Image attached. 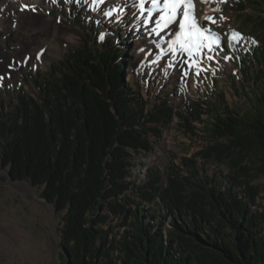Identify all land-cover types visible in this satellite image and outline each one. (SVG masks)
Returning a JSON list of instances; mask_svg holds the SVG:
<instances>
[{"label":"trees","instance_id":"16d2710c","mask_svg":"<svg viewBox=\"0 0 264 264\" xmlns=\"http://www.w3.org/2000/svg\"><path fill=\"white\" fill-rule=\"evenodd\" d=\"M233 1L262 38L239 54V67H260L245 108L222 93L206 108L167 97L150 111L127 81V39L99 43L96 32L30 75L36 96L0 102V170L49 201L73 264H264L263 189L252 184L264 176V0ZM174 117L192 136L203 124L207 145L139 179L138 157L155 153ZM198 160L231 173L210 176Z\"/></svg>","mask_w":264,"mask_h":264},{"label":"rangeland","instance_id":"374dc122","mask_svg":"<svg viewBox=\"0 0 264 264\" xmlns=\"http://www.w3.org/2000/svg\"><path fill=\"white\" fill-rule=\"evenodd\" d=\"M33 3L38 5L33 9L38 12L34 15L27 10L34 7ZM233 3V0H192L196 21L202 28L215 33L219 42L216 43L218 52L217 48L213 53L206 47L199 56L189 57L188 53L177 52L170 45L166 47L168 56L156 48L155 43L160 42L164 34L159 29L153 31L157 29L161 9L152 1L143 3L144 11L139 8L138 14L137 10L132 12L129 20L133 35L129 23L127 26L124 24L127 21L122 19L123 5L131 4L129 0H0V102L12 103L23 91L36 96L30 75L48 73L52 63L58 64L65 59L59 55L60 48L64 54H70L84 45L86 36L94 38L96 32L104 37L99 43L116 40L121 44L127 39L124 44L130 51L127 81L140 92L150 111L167 96L175 108L183 111H186V104L198 103L206 108L209 102L219 100L222 93L231 107L245 108V94L249 93L252 82L248 78L259 75L260 67L253 62L239 67V54L244 57L253 41L262 38L239 16L240 12L232 9ZM25 8L27 14L19 10ZM205 16L211 17L215 23ZM22 20L25 22L19 26ZM170 27H175V31L178 23ZM233 31L241 34L242 39L238 42L230 41ZM89 42L92 46V39ZM44 54H47L46 58ZM175 54L177 58H183L180 62L174 57L180 62L175 69L169 67L167 71L164 68L167 60L159 65V56L166 58ZM225 56L231 59L225 60ZM183 67L189 70L184 72ZM197 71L199 75H196ZM180 123L181 120L174 117L170 127L163 130L155 153L138 157V162L145 167H137L134 175L143 179L146 166H159L164 170L171 161L182 163L185 158H195L205 148L206 141L199 138L206 137L203 124L196 122L200 135L197 137L187 134ZM198 163L210 176L231 173L225 165L203 160ZM20 183L24 182H12L7 172L0 170V264H65L60 250L61 218L52 206L54 213L47 205L36 201L29 191L18 185ZM252 184L263 189V197L264 176L253 180ZM39 199L44 201L41 197ZM117 223L114 222L119 226L116 231L120 233L123 229Z\"/></svg>","mask_w":264,"mask_h":264},{"label":"snow or ice","instance_id":"6c2138e0","mask_svg":"<svg viewBox=\"0 0 264 264\" xmlns=\"http://www.w3.org/2000/svg\"><path fill=\"white\" fill-rule=\"evenodd\" d=\"M202 2H208V0H202ZM152 3L161 9V15L156 25L158 29L162 31L169 28L170 25L178 23L179 31L174 33L175 39L170 43V48L173 50H175L173 46L179 44L180 49L187 52L189 57H193L194 54L199 56L204 48L207 47L211 51L212 44L219 42V37L215 33H211L206 27L202 28L196 22L192 0H152ZM106 15H111V13H106ZM178 16L180 17L179 21ZM205 19L215 23L211 17L205 16ZM155 30L153 29V31ZM103 38V34H101L100 39L103 40ZM240 39H242L241 34L233 31L230 41L238 42ZM207 59H212V57H207ZM224 59L228 60L231 57L225 56ZM203 70L200 69V71ZM196 75H199V71L196 72Z\"/></svg>","mask_w":264,"mask_h":264},{"label":"bare ground","instance_id":"6f19581e","mask_svg":"<svg viewBox=\"0 0 264 264\" xmlns=\"http://www.w3.org/2000/svg\"><path fill=\"white\" fill-rule=\"evenodd\" d=\"M148 3H151V2H148ZM153 4V3H152ZM1 8V7H0ZM152 8V7H151ZM154 8H156V7H154ZM160 8V7H159ZM153 9V8H152ZM24 14H27L26 12H24ZM34 15V14H33ZM31 16V15H30ZM38 21V20H37ZM50 21V20H49ZM23 22H25L24 20H22L20 23H19V26L20 25H22L23 24ZM35 22V21H34ZM39 22V21H38ZM41 23H44V22H41ZM152 23V22H151ZM155 24V23H154ZM153 25V24H152ZM25 26V25H24ZM37 27V26H36ZM23 28V27H22ZM25 28V27H24ZM150 28H151V26H150ZM157 28V27H156ZM175 28V27H174ZM174 28H171L170 26H169V28H167V29H165V30H162L163 31V34H164V36H163V38H162V40L160 41V42H156L155 44H156V48L158 49V51L159 52H161V53H163V55L164 56H166L167 55V49H166V47L168 46V45H170V43H171V41L172 40H174L175 39V35H174V33L176 32V31H179V27H177L176 28V30L175 31H173V29ZM156 30H158V28L156 29ZM160 30V29H159ZM161 31V30H160ZM148 34L150 35V31H148ZM140 37L142 38V36L140 35ZM168 39V42L165 40V39ZM73 39H75V38H73ZM156 39H154V40H152L151 42H150V44L152 45L153 44V42L155 41ZM174 47V49L175 50H177V52L178 51H180V52H184V51H182L181 49H180V46H179V44H176V45H174L173 46ZM59 55L60 56H64L63 54H64V50H63V48H60L59 49ZM167 52V53H166ZM176 52V53H177ZM56 53V52H55ZM185 53H187V52H185ZM50 54H51V52H50ZM183 54V53H182ZM45 55V54H44ZM163 55H161V56H159V65H160V63H164L165 62V60H167L168 61V63H164V68H166V70L168 71V68L170 67L171 69H175L178 65H179V63L182 61L181 59H183L182 57L180 58H177L178 57V55H173L172 57H166V58H164V56ZM163 56V57H162ZM168 56V55H167ZM177 56V57H176ZM47 57V54L45 55V58ZM174 57H176L179 61H177ZM158 63V62H157ZM173 64V65H172ZM163 68V69H164ZM187 69L189 70V68L188 67H183V70H184V72L185 71H187ZM195 71V70H194ZM18 185H21V187H23V188H25L27 191H29L30 193H31V195L34 197V199L36 200V201H38L39 203H41V204H43V205H47L48 207H49V210L52 212V213H54V211H53V209H52V207L51 206H49L45 201H41L39 198V194L35 191V189H33L28 183H26V182H24V183H20V184H18Z\"/></svg>","mask_w":264,"mask_h":264},{"label":"water","instance_id":"95a60500","mask_svg":"<svg viewBox=\"0 0 264 264\" xmlns=\"http://www.w3.org/2000/svg\"><path fill=\"white\" fill-rule=\"evenodd\" d=\"M64 61L66 60V54H64ZM8 177H9V179L12 181V182H17V181H14L13 180V178H12V176L10 175V174H8ZM23 182H26V183H28L29 184V182H27V181H23ZM30 185V184H29ZM31 186V185H30ZM32 188H34L33 186H31ZM49 206H51L50 205V203H49V201H47V200H44ZM60 250H61V252H62V254H63V260H64V262H65V264H73V262H72V259H71V254H70V252L68 251V249L65 247V246H63V245H61L60 246Z\"/></svg>","mask_w":264,"mask_h":264},{"label":"built area","instance_id":"2783aa9c","mask_svg":"<svg viewBox=\"0 0 264 264\" xmlns=\"http://www.w3.org/2000/svg\"><path fill=\"white\" fill-rule=\"evenodd\" d=\"M17 18V17H16ZM18 19V18H17Z\"/></svg>","mask_w":264,"mask_h":264}]
</instances>
